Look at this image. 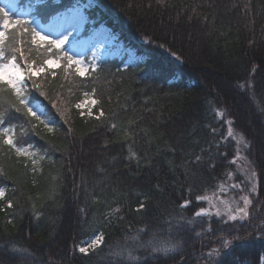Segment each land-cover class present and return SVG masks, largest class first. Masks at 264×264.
Wrapping results in <instances>:
<instances>
[{
  "label": "trees",
  "instance_id": "obj_1",
  "mask_svg": "<svg viewBox=\"0 0 264 264\" xmlns=\"http://www.w3.org/2000/svg\"><path fill=\"white\" fill-rule=\"evenodd\" d=\"M87 1L19 0L5 30L0 61L43 70L0 83V264H264V0H95L87 27L142 55L80 75L31 28Z\"/></svg>",
  "mask_w": 264,
  "mask_h": 264
},
{
  "label": "rangeland",
  "instance_id": "obj_2",
  "mask_svg": "<svg viewBox=\"0 0 264 264\" xmlns=\"http://www.w3.org/2000/svg\"><path fill=\"white\" fill-rule=\"evenodd\" d=\"M3 3L6 5H14L15 10L19 9L21 16L25 15L26 8L21 6L19 0H3ZM94 3H96L95 0H88L85 3H79L66 12L52 16L48 21L41 23L38 29V32L46 36L48 40L64 39L65 36L67 37L66 42L61 47H66L68 54L73 57L74 61L78 60L81 62L79 67L83 70V75L88 72L91 65L90 62L94 59H98L106 55H118L119 57L126 55V63L129 64L137 61L140 58V55H142L140 53L142 51L139 52L138 47L135 45L133 46V44L128 41L127 42L129 44H127V42H125L126 40L124 41L119 34L113 31V29L106 24L98 23L92 24L89 28L87 27L89 21L88 7ZM87 30L88 32L86 33ZM90 49L92 50V57L90 60H87V53ZM47 61H51V63H46L47 68H58L61 64V62L57 59H49ZM8 62L9 61H0V63L3 64H7ZM16 63L24 71V79L19 85L25 84L27 70L17 61ZM73 64L77 68V65L75 63ZM32 68L33 71L36 72L35 75H37L38 68ZM4 79H9L7 74L4 76ZM92 103H94V99L90 101L91 105ZM88 105L89 101H84L80 104V107L85 109ZM39 109L40 107L36 106L33 108V111H39ZM246 169H248L249 179L253 182L252 169H250L249 165L246 166ZM249 188L253 190L252 185H250ZM245 198L249 201V198L244 192H237L236 194L232 193V197L228 199L222 198L221 201L228 209L232 210L234 205H238L240 201H243L242 204H245ZM211 201L215 205V208L217 209L218 207L220 210V206H222V204L213 197H211ZM247 205L245 204L242 209H247ZM247 216L248 215H246V218ZM98 237H102L98 232L91 235L83 242L79 249L85 248L88 250L92 246L99 244L101 240L97 239Z\"/></svg>",
  "mask_w": 264,
  "mask_h": 264
},
{
  "label": "snow or ice",
  "instance_id": "obj_3",
  "mask_svg": "<svg viewBox=\"0 0 264 264\" xmlns=\"http://www.w3.org/2000/svg\"><path fill=\"white\" fill-rule=\"evenodd\" d=\"M14 10H15L14 5H11V4L6 5L3 3V0H0V29H3V30H0V59H3L5 56V51H4V47H3L4 41H5V30H8L10 26H19L25 32L29 31L30 23L26 20L21 19V18H15L14 19L13 15H12V12ZM31 32L34 33V38H38L39 43H47L50 46V48L54 47L56 49H60L61 46L64 45V43L67 40L66 36L64 39L48 40V38L46 36L42 35L38 31H36L35 28H31ZM17 51H19V50L17 49ZM21 55H23L22 52H21ZM64 59L67 61V64L69 67H71V65L73 63H75L77 65L76 71L78 73H80V75H83V70L79 67V65L81 63L80 61H78V60L74 61L73 57L67 56V54H65ZM46 63H51V61H46ZM41 70H43V66H41L40 69H37V71H41ZM27 73H28L29 78H31V76L36 74V72L33 71V68L31 65H28ZM6 74L9 77V79H8L9 85H11V87L17 92V95H19L20 88L18 87V85L24 79V71L16 63L15 54H13L11 56V59L7 64L0 63V83H2L4 81V76ZM53 75H55V73H53ZM37 87H39V85H37ZM19 103L21 105H24L25 108H27L28 114L35 116V113L32 112V109L30 107H28L27 104H25L24 99H20ZM77 107H80V105H77ZM17 110L19 111V109H17ZM101 115H103V113H101ZM2 121H3V117H2V115H0V123H2ZM6 143H8L9 145H12V140L9 139L6 141ZM19 151H20V149H17V152H19ZM0 196H3V190H0ZM248 203H250V201H248L247 198H245V204L247 205ZM238 211L243 213L245 216L247 215L246 209H238ZM198 215H199V213H198ZM230 218L232 220H235L236 216H230ZM97 239L102 240V237H98ZM80 251L86 252L87 249L81 248Z\"/></svg>",
  "mask_w": 264,
  "mask_h": 264
}]
</instances>
